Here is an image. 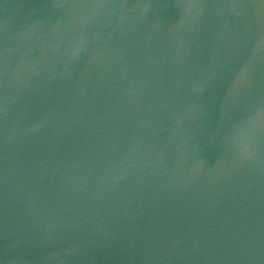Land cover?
I'll list each match as a JSON object with an SVG mask.
<instances>
[{
    "label": "water",
    "instance_id": "1",
    "mask_svg": "<svg viewBox=\"0 0 264 264\" xmlns=\"http://www.w3.org/2000/svg\"><path fill=\"white\" fill-rule=\"evenodd\" d=\"M0 264H264V0H0Z\"/></svg>",
    "mask_w": 264,
    "mask_h": 264
}]
</instances>
